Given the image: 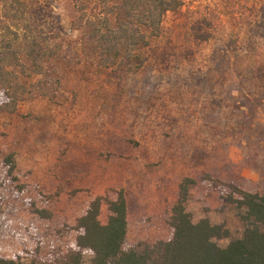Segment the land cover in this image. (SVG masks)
Listing matches in <instances>:
<instances>
[{
  "label": "rangeland",
  "instance_id": "obj_1",
  "mask_svg": "<svg viewBox=\"0 0 264 264\" xmlns=\"http://www.w3.org/2000/svg\"><path fill=\"white\" fill-rule=\"evenodd\" d=\"M25 1L29 19L77 57L71 21L82 13L73 2ZM101 6L91 0L88 15L97 18ZM95 70L81 65L56 102L24 100L0 115V257L68 251L90 203L120 191L123 249L169 241L184 178L195 182L186 204L194 221L208 218L240 237L223 198L230 185L264 191V0H183L141 67L103 77ZM108 215L104 203L99 221Z\"/></svg>",
  "mask_w": 264,
  "mask_h": 264
},
{
  "label": "trees",
  "instance_id": "obj_2",
  "mask_svg": "<svg viewBox=\"0 0 264 264\" xmlns=\"http://www.w3.org/2000/svg\"><path fill=\"white\" fill-rule=\"evenodd\" d=\"M70 1L82 13L71 21V31L78 33L75 58L63 53V37L29 19L25 0H0V115L16 113L24 100L56 102L81 65L94 67L98 77L138 69L143 52L162 35L165 16L183 7V0H101L100 14L93 18L88 15L91 0ZM3 163L11 175L13 154ZM194 184L190 178L179 184L169 218L173 229L169 241L123 249L127 202L120 191L115 200L97 197L90 203L68 251H50L43 257L34 249L25 257H0V264H264V191L252 194L228 187L223 201L242 228L241 236L234 238L225 224H213L208 218L194 221L186 207ZM104 203L109 212L106 224L99 221ZM222 240L229 242L220 246Z\"/></svg>",
  "mask_w": 264,
  "mask_h": 264
},
{
  "label": "crops",
  "instance_id": "obj_3",
  "mask_svg": "<svg viewBox=\"0 0 264 264\" xmlns=\"http://www.w3.org/2000/svg\"><path fill=\"white\" fill-rule=\"evenodd\" d=\"M250 178H252L253 180V182L252 183H255V184H257L258 183V181H259V177L256 175V174H254V173H252L251 175H250Z\"/></svg>",
  "mask_w": 264,
  "mask_h": 264
}]
</instances>
